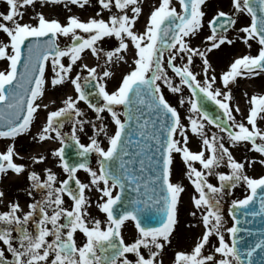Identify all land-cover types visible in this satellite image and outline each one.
Here are the masks:
<instances>
[{"label": "snow or ice", "instance_id": "obj_1", "mask_svg": "<svg viewBox=\"0 0 264 264\" xmlns=\"http://www.w3.org/2000/svg\"><path fill=\"white\" fill-rule=\"evenodd\" d=\"M3 4L0 140L10 142L0 149V184L11 174L25 177L31 199L25 210L0 187V264H164L186 190L175 179L177 155L194 188L189 214L195 223L188 226L201 231L190 250H174L172 264H264V175L248 173L256 164L264 166V93L244 92L246 112L233 103L238 78L264 77V0H230L229 11L217 9L210 16L208 0ZM73 7L94 14L85 19ZM56 8L64 11L63 19ZM245 13L250 22L241 24ZM205 26L208 34L193 45ZM106 39L115 44L105 47ZM238 41L249 50L255 42L256 53L236 57L218 75L209 54ZM89 53L91 64L85 62ZM69 85L73 94L66 92L60 106L52 107L55 99L44 103L49 88ZM208 101L221 109L219 115L207 110ZM24 135L41 150L21 155L16 140ZM48 142L59 146L45 149ZM241 145L259 156L237 159L232 149ZM92 154L96 167L89 162ZM237 187L247 194L231 200L228 226L223 204ZM92 193L98 194L95 206L104 219L90 211ZM256 218L260 227H241ZM129 222L135 233L126 239Z\"/></svg>", "mask_w": 264, "mask_h": 264}, {"label": "rangeland", "instance_id": "obj_2", "mask_svg": "<svg viewBox=\"0 0 264 264\" xmlns=\"http://www.w3.org/2000/svg\"><path fill=\"white\" fill-rule=\"evenodd\" d=\"M144 3L146 5H155L156 0H150L149 3H148V0H144ZM217 9H223L225 11H229L230 10V0H208V5H207L206 10L209 11V16L212 13H214ZM0 10H6V7L3 4V0H0ZM54 11L59 12L61 15V18L63 19L64 11H62L60 8H56ZM73 11L79 12L85 19H87L89 15L94 14L91 9H89L88 11L85 12V11H82V10H79V9L73 7ZM144 11H145V14L141 17V19L139 21V26H141V27L143 26V24L145 23V21L147 19L148 7H145ZM105 18H107V17H105ZM208 18L209 17H206L205 19H208ZM248 22H250V17H248L247 14L245 13L243 18L241 19L240 23L246 24ZM206 34H208L207 26H205V28L201 32L199 38H193V40H192L193 45L201 44V41H202L204 35H206ZM230 35L235 37L236 33L230 32ZM63 43H67V41L64 40ZM108 45H109V43H108V40L106 39L104 42V46L108 47ZM257 47H258V45H256L255 42H253V48L251 50H249L242 42L238 41V42L234 43L233 45L225 44L222 46V48L220 50H214L213 53L209 54V58L215 67L216 73L219 75L222 72V70H225L229 66L230 62L233 59H235L236 57H238L240 55H243L244 53L246 54L249 51H251L252 54H255ZM240 48H241V50H239ZM92 60H93V58H92ZM195 63H196V70L199 71L200 67H201V61L199 60V58L196 59ZM4 67H6V62L0 61V68H4ZM169 72L171 74V70H169ZM177 81H178V78H177ZM114 84H115L114 81L110 82L109 87L110 88L113 87ZM165 91L167 93L166 87H165ZM66 92L68 94H73L70 85L67 87H58L55 90H52L51 88H49V90L46 93V97L44 98V103L47 100V98H49L51 95H53L54 99L57 101V103L55 105H52V107L55 108L57 106H60V101L62 100V98L64 97ZM244 92H248L249 95H251L253 93H264V77H256L253 79L240 77V78H238L237 84L233 87V93H234V97H235V99L233 100V103H239L240 107L242 109H244L246 112L248 97L244 95ZM185 94L186 95L189 94L188 90L185 91ZM167 95H168V98L170 99V101L173 104H176V102H177L176 95L171 94V93H167ZM80 106L83 107L85 109V111H87L89 113L90 116L93 115V113L87 108V105L84 102H81ZM185 110H186V106L184 108L180 109L182 114L185 113ZM105 115H107V114H105ZM236 115H237V119L242 118L239 113H237ZM43 118H44V113L42 112L41 113V120H43ZM109 121H110V117H109ZM260 124L262 127H264V121H261ZM70 127H71V125H70V123H68L65 125L64 130L70 131ZM209 130L210 131H216L214 126H209ZM86 131L88 132L89 135H91L92 130L90 128L86 129ZM81 138H82V142H84V143L89 142L87 136L82 135ZM8 142H10V141L0 140V149H2L4 144L8 143ZM105 145H107V141H105ZM58 146H59L58 143L48 142L43 147L45 149H51V148L58 147ZM191 147L193 148V150L198 149L199 141L197 138H193V140L191 141ZM248 147H250V145ZM16 149L18 152L21 153V155H24L25 157H27L31 154H34L35 152L41 150L40 147L38 145H36L31 140L30 136H28V135H24L22 137L17 138ZM232 151H233L234 155L237 157V159H243V157H245V156H249V157L250 156H259V153L248 152L247 149L243 145L239 146L238 148L232 149ZM91 166L92 167L97 166L96 165V159L91 164ZM42 167H43V165H38L37 169L39 170ZM197 167H199L198 164H197ZM54 170L57 171L58 173H60V179L65 178V174H63L61 169L54 167ZM221 170L228 171L227 168H222ZM185 171H186V166L182 162L181 157L179 155H177L176 165H175V179L177 181H182V183L186 187V201L185 200L182 201V204L180 205L179 211H182L183 208L186 209V249L190 250L191 246H192V242L195 239V237L199 235L201 228H190L188 226L190 224L195 223L194 218L191 217L189 214L190 211L192 210L190 197H191L192 192L194 191V188L190 184V182L188 181L186 176L184 175ZM248 173H249V175L256 176V177H258L260 175H264V166L256 164L254 168L248 169ZM78 175L82 181L87 182L88 174L86 172L81 170L78 173ZM9 178H10V176L8 178H6V180L2 184H0V187H4L6 189L9 201L18 199L22 205H25V210H26V205H27V203L30 202V199H31L27 196L26 192L24 191V189L28 186V182H27L26 178L21 177L22 178L21 182L14 183V184L13 183L8 184L7 181ZM212 182L217 183V181L214 178H213ZM246 194H247V192H246L244 187H237L232 196L225 197L223 208H224L225 216L228 219V226H231V224H232L231 215L228 212V208L230 207L231 200L235 199V198H243V196ZM90 195H91V199L93 201V204L90 208V211L97 218L104 219L105 214L100 212L95 206V201L97 199L98 194L92 193ZM0 209H4V205H0ZM134 233H135L134 223L129 222L127 224L125 230H124V235H125L126 239H131V237ZM79 237L81 240L83 239L82 234H80ZM213 242L215 243V241H213Z\"/></svg>", "mask_w": 264, "mask_h": 264}, {"label": "flooded vegetation", "instance_id": "obj_3", "mask_svg": "<svg viewBox=\"0 0 264 264\" xmlns=\"http://www.w3.org/2000/svg\"><path fill=\"white\" fill-rule=\"evenodd\" d=\"M149 2H150V0H148V3ZM108 43H109V41H108ZM239 50H241V48ZM88 55H90V54H88ZM126 70H127V66H124V68L121 69V71H126ZM91 156H92V162L91 163H93L95 161V159H96V156H95V154H92ZM182 200L186 201V190L182 194ZM26 210H27V208H26ZM178 221L179 222H178V225H177V228H176V233H175L176 239L173 240L172 247L169 248L168 252L166 253V255L164 257V264H172L174 250H176V249H186V212H184V211L183 212H181V211L179 212ZM79 239H80V237H79Z\"/></svg>", "mask_w": 264, "mask_h": 264}, {"label": "water", "instance_id": "obj_4", "mask_svg": "<svg viewBox=\"0 0 264 264\" xmlns=\"http://www.w3.org/2000/svg\"><path fill=\"white\" fill-rule=\"evenodd\" d=\"M205 107L207 108V110L209 112H211L213 115H219L221 113V109H219V107L217 105H215V103L213 101H208L205 105ZM74 149L71 150L72 153H74ZM90 160V158H89ZM257 209H258V205H257ZM243 219V218H242ZM249 220H251L252 218L249 217ZM261 226V221L260 218H256V220L253 223L250 224H241L242 228H247V227H253V228H258ZM241 235L245 236L246 239H251L250 237H247L246 233H241Z\"/></svg>", "mask_w": 264, "mask_h": 264}, {"label": "bare ground", "instance_id": "obj_5", "mask_svg": "<svg viewBox=\"0 0 264 264\" xmlns=\"http://www.w3.org/2000/svg\"><path fill=\"white\" fill-rule=\"evenodd\" d=\"M114 44L115 43V40H112V41H109V44ZM85 62H88V63H92V58L88 55V59L85 61ZM64 98V97H63ZM62 98V99H63ZM52 99H54V96L53 95H51L49 98H47V100L45 101V103H48L50 100H52ZM21 180H22V178L21 177H19V178H17V177H15L14 176V174H11L10 175V178L8 179V184H11V183H19V182H21Z\"/></svg>", "mask_w": 264, "mask_h": 264}]
</instances>
